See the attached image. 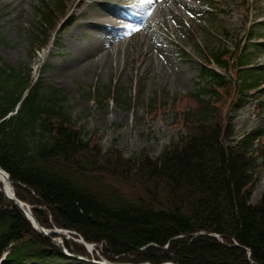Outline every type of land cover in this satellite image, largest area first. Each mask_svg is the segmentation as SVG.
Instances as JSON below:
<instances>
[{"label":"trees","instance_id":"16d2710c","mask_svg":"<svg viewBox=\"0 0 264 264\" xmlns=\"http://www.w3.org/2000/svg\"><path fill=\"white\" fill-rule=\"evenodd\" d=\"M58 11L47 3L36 8L42 20L37 30L46 35L38 40L32 32L30 58L45 43ZM222 55L212 54L224 66ZM242 72L234 103L228 100L229 81L203 67L202 92L174 110L178 136L155 157L145 151L124 157L76 126L63 90L41 92L28 63L0 60V167L41 226L75 231L85 242L100 244L109 261L264 264V193L251 201L259 174L257 135L234 140L225 112V104L234 110L244 92L260 84L259 71ZM102 89L94 94L116 103L125 92L119 86ZM116 177L137 183L146 195H131ZM65 245L88 255L82 244ZM4 253L0 264H46L65 257L0 192V258Z\"/></svg>","mask_w":264,"mask_h":264},{"label":"rangeland","instance_id":"374dc122","mask_svg":"<svg viewBox=\"0 0 264 264\" xmlns=\"http://www.w3.org/2000/svg\"><path fill=\"white\" fill-rule=\"evenodd\" d=\"M40 1L0 0V60L11 66L28 63L41 92L63 90L76 126L104 148L114 143L124 157L140 151L155 157L178 136L174 110L192 104L189 94L203 84L198 78L204 63L199 46L232 52L247 44L255 64L264 66V0H246L244 6L242 0H65L62 6L69 9L71 21L64 26V19L59 21L55 39L30 58L29 39L38 19L34 10ZM148 9L147 21L137 23ZM117 10L121 30L113 40L107 27L109 12ZM252 34L258 37L249 38ZM36 36L41 40L45 33ZM231 70L222 74L234 79ZM110 84L125 90L119 103L94 94ZM229 115L236 138L264 130V98L247 96ZM116 178L131 195H146L137 183ZM263 193L264 166L251 201ZM94 249L91 258L101 257V246ZM46 264L79 260L52 258Z\"/></svg>","mask_w":264,"mask_h":264},{"label":"water","instance_id":"95a60500","mask_svg":"<svg viewBox=\"0 0 264 264\" xmlns=\"http://www.w3.org/2000/svg\"><path fill=\"white\" fill-rule=\"evenodd\" d=\"M8 177V174H6ZM12 188V187H11ZM6 198L12 200L25 214V216L28 218V220L30 221L31 225L34 227V229L40 233H42L43 235L49 236L48 233H52V231L46 230L45 228H43L38 222L37 220L34 218V216L32 215V213L30 212V210L26 207V204H24L23 202H21L19 199H17L15 197V193L12 192L11 195L8 194H4ZM57 244L59 245L60 248H63L62 245L59 244V242L57 241ZM249 253V251H248Z\"/></svg>","mask_w":264,"mask_h":264},{"label":"bare ground","instance_id":"6f19581e","mask_svg":"<svg viewBox=\"0 0 264 264\" xmlns=\"http://www.w3.org/2000/svg\"><path fill=\"white\" fill-rule=\"evenodd\" d=\"M106 8H108V10H109L110 8H112V6L110 5ZM99 11H101V10H99ZM96 26H98V25L96 24L95 27ZM0 188L2 189L3 192H5L8 195L12 194V189H11V186L9 183V179L1 171H0ZM60 235H63V233H61ZM88 248L91 249L90 246ZM165 264H170V263H165Z\"/></svg>","mask_w":264,"mask_h":264}]
</instances>
